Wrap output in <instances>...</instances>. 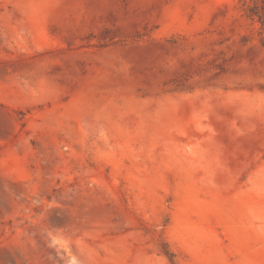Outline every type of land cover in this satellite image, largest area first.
<instances>
[{
	"label": "rangeland",
	"instance_id": "obj_1",
	"mask_svg": "<svg viewBox=\"0 0 264 264\" xmlns=\"http://www.w3.org/2000/svg\"><path fill=\"white\" fill-rule=\"evenodd\" d=\"M0 264H264V0H0Z\"/></svg>",
	"mask_w": 264,
	"mask_h": 264
},
{
	"label": "trees",
	"instance_id": "obj_2",
	"mask_svg": "<svg viewBox=\"0 0 264 264\" xmlns=\"http://www.w3.org/2000/svg\"><path fill=\"white\" fill-rule=\"evenodd\" d=\"M167 253H168L171 257L173 256L172 252H170L169 250H167Z\"/></svg>",
	"mask_w": 264,
	"mask_h": 264
}]
</instances>
